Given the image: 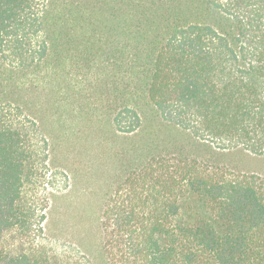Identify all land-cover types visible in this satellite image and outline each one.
I'll list each match as a JSON object with an SVG mask.
<instances>
[{
    "label": "trees",
    "instance_id": "1",
    "mask_svg": "<svg viewBox=\"0 0 264 264\" xmlns=\"http://www.w3.org/2000/svg\"><path fill=\"white\" fill-rule=\"evenodd\" d=\"M252 156L264 0H0V264H264Z\"/></svg>",
    "mask_w": 264,
    "mask_h": 264
},
{
    "label": "rangeland",
    "instance_id": "2",
    "mask_svg": "<svg viewBox=\"0 0 264 264\" xmlns=\"http://www.w3.org/2000/svg\"><path fill=\"white\" fill-rule=\"evenodd\" d=\"M242 165L246 170L258 173L264 178V156H252L247 158ZM51 172L52 170L47 172V183L36 181L27 187L29 198L39 205L44 204L47 201L51 202L53 198L51 196L52 193H54L61 185L60 179L53 176L54 174L51 175Z\"/></svg>",
    "mask_w": 264,
    "mask_h": 264
}]
</instances>
